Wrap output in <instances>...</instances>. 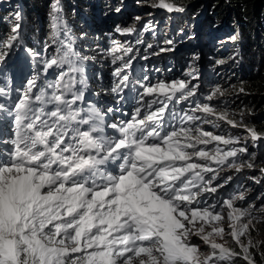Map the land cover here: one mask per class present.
Masks as SVG:
<instances>
[{"label":"snow or ice","instance_id":"obj_1","mask_svg":"<svg viewBox=\"0 0 264 264\" xmlns=\"http://www.w3.org/2000/svg\"><path fill=\"white\" fill-rule=\"evenodd\" d=\"M159 7L177 13L185 10L165 0H160ZM50 8L55 37L68 26L59 15V0ZM14 19L17 23L5 42L8 51L0 50V65L21 40L19 12ZM122 50L131 51L117 42L112 52ZM28 51L33 57L40 55ZM88 59L79 56L71 43L63 45L26 79L10 105L0 104V125L6 124L0 126V264H234L237 258L255 264L252 240H241L251 225V219L245 223L241 218L251 212L235 206L237 197L201 204L202 196L218 193L232 177L221 183L211 163L192 162L199 158L228 164L236 171L245 166L252 169V163L229 160L246 153V144L236 147L238 138L199 129L166 130L163 114L168 104L164 101L144 116L137 107L129 119L108 123L105 117L113 108L92 105L85 110L78 105L84 97L76 86L87 87L82 61ZM117 60L122 57L113 56L112 63ZM64 65L72 75L61 72L58 80L38 86L41 72ZM130 67L125 61L115 68L112 75L118 80L112 93L119 95L128 88L130 77L125 70ZM142 87L141 100L156 93L167 101L187 100L196 92L183 80ZM218 93L219 89L207 99L212 101ZM8 95L7 88L0 87V97ZM157 103L153 99L144 106L151 110ZM194 111L216 113L208 104L197 105ZM227 117L226 111L220 113V119ZM227 123L235 126L232 119ZM248 132L253 141L264 139L254 128ZM212 142L231 147L225 151L217 146L211 153L198 147ZM205 173L212 175L206 178ZM238 198L245 199L242 194ZM225 207L233 221L230 236L239 251L214 239L224 235V228L213 221L223 219ZM209 226L211 230L206 231ZM192 237L210 245L211 254L202 259Z\"/></svg>","mask_w":264,"mask_h":264},{"label":"rangeland","instance_id":"obj_2","mask_svg":"<svg viewBox=\"0 0 264 264\" xmlns=\"http://www.w3.org/2000/svg\"><path fill=\"white\" fill-rule=\"evenodd\" d=\"M51 2H53V0H50V3ZM157 2H160V0H157ZM138 3H145V0H140ZM134 5L136 4H132L131 0H127L124 6L121 5L119 7V11L116 10V15L118 13L120 15L119 19L117 18L118 16H114L113 19L111 18L112 20L116 18L117 19L109 29H103L101 26L97 25L95 26V29H97L95 31L97 32L92 31L90 28L83 29L81 31V34L90 40L84 43L79 42L82 43V47L80 49H74V51L76 53L81 52L82 54H79V56L88 57L90 59H88L89 65L86 68L85 75H83L86 78L87 87H83L79 84L76 86L77 88H82L84 97L83 101L78 102L79 107L84 108L85 110L91 108L92 105L97 106V108L101 110L111 107L114 109V111L107 113L105 117L108 123H119L123 120H127L134 115L135 109L138 106L130 103V100H122L123 98L127 100L129 99V96L133 90L132 88H134V85L136 84L139 88L135 90V100L140 97V101H143L144 105L148 100L151 101L156 99L158 101L157 104L152 106L151 110L145 107L146 111H141V116L148 114L150 111H156V109L160 106L159 101H164L168 104V107L163 114V124L166 130H178L180 128V124L184 122H187L188 124L197 123L196 129H199L200 131H208L213 135H222L225 138H232L234 140L238 138L240 143L234 145L236 147H243L246 144L247 149L261 148L262 142L264 143V139L253 141L246 125L254 124L255 126H261L264 123V119L261 121H254L252 120L253 118H249L248 115L240 116L235 114L236 112L241 113V111L235 110L236 103L234 100H232V98H230L231 100H228V97L236 92L233 90L235 84L234 81L225 82L223 85H218L222 86L223 90H220V93H218L212 101L207 99L209 95L216 93L213 88L216 87V84L221 82L219 80H227L228 78H224L225 74L222 73L223 71L216 67L218 63V55H216L214 52L216 50L206 52V46L204 45L206 43H203L200 39L197 40V38L200 36V34L197 33V31L201 29L200 21L197 22L198 27H195L192 38L190 39L187 37L185 40H182L178 34H175V36H170V28L172 25L169 26L171 14H168V17H166L163 22V27L166 29L163 30V36L159 37L157 29L159 24H162V22L155 20L153 21L152 18H154L156 15L154 13L155 10L150 9L144 13H136L134 11ZM16 13L17 12L14 13L13 17ZM125 13H131L132 19H128V17L126 18L124 16ZM148 16L153 17L149 18ZM145 17L148 18L144 19ZM22 19L24 20L23 17ZM22 19L19 21L20 24L22 23ZM130 22H132L131 27H137V24L141 23V33L135 39L131 38L130 36H124L125 32H123V29L128 28ZM191 24L194 25L193 23ZM67 26V31L61 29L60 35L57 36L59 41L63 42V38H68L70 40V37L65 36L71 29H73V27H71L69 24H67ZM116 28H120L122 31L117 32ZM147 29L153 30L155 35V47L154 50L151 51L153 55L148 53L150 50V42L149 40H146ZM22 31L23 26L21 27L20 32L21 40L15 44L4 64L0 65V87L7 88L9 95L6 98L8 100L11 99L12 93L18 95V90L23 88L26 79L29 76L35 74V72L40 71L43 68L42 61L45 60V56L39 55L38 57H33L29 54L27 46L24 43L25 40L22 39ZM85 32L88 33L85 34ZM9 35H11V33ZM192 39L197 40L195 41L196 44H192ZM229 39H231V37H229L228 40ZM117 42L121 46V49L130 48L131 51L122 50L113 53L112 49ZM67 44L69 43L63 42V45ZM174 44H176V48H173ZM192 48H195L196 51L191 50ZM5 50H7L6 47ZM169 50H172L173 52H169ZM154 54L156 56H154ZM113 56L122 57V60H117L116 63H112ZM149 59H152L153 61L168 59L167 67L162 68L156 66L153 69H150L147 64H143ZM195 60L197 62H195ZM125 61L131 63V67L125 70L130 77L129 86L128 88L124 89L123 93L125 96L122 99L119 98L117 100H111L110 95L114 93H112L111 90L108 91L106 88L96 87V82H99L98 84L100 87H108V85L112 87L118 80V78L112 75V73L117 66ZM142 64L143 66H141ZM194 64H197L198 66L197 71H193L192 69ZM55 67V69H47L46 74L41 72V78L38 81V86H45L46 84L51 83L53 80H58V74L61 72L72 75V73L69 71L68 65H64L62 68L57 66ZM149 70H152L159 75L152 76ZM187 73H191V75H187ZM208 75L211 76V80L207 78ZM213 76L217 77V79L212 80ZM65 78L67 79V76ZM77 79H79V74H77ZM178 80L185 81L189 87L194 86L196 88L195 94L192 97H189L187 100L174 98L171 101H167L163 95L156 93L152 96H144L143 100H141V93L144 91L142 85L155 86L158 82L171 84L172 82ZM141 81L145 82L141 83ZM129 88L131 90L130 92L128 90ZM52 90L53 89L50 88L47 89L49 93H51ZM179 96L180 93H177V97ZM16 97L17 96H15V98ZM122 102H126L128 107H123ZM203 104H208L209 107L216 109L215 115H209L201 111H194L197 105L202 107ZM237 106H241V108L243 106L244 108L248 106V112L251 113V110L253 109L255 116L260 114V111H262V108L264 107V105H254L251 103V99H249V103L239 101L237 102ZM219 110L229 113V115L232 117L228 116L227 119H232L235 122V126L228 124L227 119H220L219 116L222 111ZM186 115L195 116L197 119L194 121H187L184 119ZM207 120H211L213 123H206L205 121ZM0 126L6 127V124ZM83 127L86 128L87 126L85 125ZM196 129L193 131L195 132ZM217 146L225 151L229 150L231 147L225 146L222 143L218 144L217 142H212L208 145H198L199 148L209 151L210 153L213 152ZM189 151H191V149H189ZM247 153L250 154V150H248L246 153H238L237 157H230L229 160L235 161L238 164L244 163L246 165L247 163H252L254 165V162L247 159L249 156L245 158L240 157L241 155ZM192 162H198L202 164L211 163V166L215 169V173L219 177V182L221 183L224 182L225 177H232L230 182L225 183L224 186L218 190V193L205 194L202 196L201 199H207V201L201 200V203L212 204L217 203V200H223L229 197H237L235 200V206L241 209L247 208L252 214L251 216L241 218L242 222L245 223L251 219L249 232L247 236H242L241 240H243L244 243H247L248 239L250 238L253 242L254 238L256 237V227L264 220V191L258 190L257 186L253 185L250 180H255L256 177L259 176L258 174H262L263 172L256 171L257 168L255 165L252 169H249L245 166L241 171H236L228 164L217 165L215 162L201 161L199 158H194ZM204 175L207 178L212 174L205 173ZM241 194L245 197V199L238 198ZM229 211L230 210L225 207L224 212L222 213L223 219L220 221H213V224H215L217 227H222L225 230L222 238L214 237V239L217 243L223 244L230 250L236 248L239 249V246L236 244L235 240L230 236L231 224L233 221L229 218ZM210 230L211 226L206 229V231ZM192 239L195 240L199 245L202 259L205 256L211 254L212 250L210 245L205 244L199 237H192Z\"/></svg>","mask_w":264,"mask_h":264},{"label":"trees","instance_id":"obj_3","mask_svg":"<svg viewBox=\"0 0 264 264\" xmlns=\"http://www.w3.org/2000/svg\"><path fill=\"white\" fill-rule=\"evenodd\" d=\"M131 1L132 4H136L134 5L136 13H144L150 9H154L156 15L152 18L153 21L162 22V24L164 19L168 17V14H171L169 23V26L172 25L170 36L178 34L182 40H185L187 37L192 38L195 27H198L197 22L200 21L201 29L197 31L200 36L197 40L200 39L203 43H206L204 44L206 52L216 50L214 51L218 55L216 67L223 71L222 73L225 74L224 78H228L227 80H219L221 82L216 84V87L213 89L215 91L217 89L223 90V87L218 85L234 81L233 90L236 92L228 97V100L232 98L236 103L235 110L241 111V113L236 112L235 114L240 116L248 115L254 121L264 119V107L260 111V114L255 116L253 109L251 113L248 112V106L245 108L244 106L242 108L241 106H237V102L244 101L245 103H249V99L256 106L264 105V0H165L166 3L183 7L185 10L181 13L169 12L167 9L160 8V2H157V0H145V3L140 4L138 3L140 0ZM55 2L56 0H53L51 3L50 0H0V50L5 52L8 50H5V42L10 36L12 27L17 23L13 17L15 12H19L24 18L21 23L23 26L22 39L25 40L24 43L27 49L45 56L44 59H50L62 50L63 42L71 43L73 49H80L82 43L89 41L90 39L81 34L83 29L90 28L92 31L97 32L95 31L97 30L95 29L97 25L103 29L111 28L120 16L119 13L116 15V10L119 11V7L121 5L124 6L127 0H59V5L62 9L60 13L62 21L73 27L65 36L70 37V40L63 38V42L53 35L54 29H52L50 5ZM114 16L118 17L112 20ZM124 16L132 19L131 13H125ZM148 17L151 18L153 16ZM131 24L132 22H130L128 28L134 29L133 33H125L124 36H130L135 39L141 33V23H138L137 27H131ZM162 24H159L157 29L159 37L163 36V30L166 29L163 27L164 24ZM87 33L85 32V34ZM229 37L231 39L228 40ZM232 37H235V40ZM146 40L150 42L148 53L153 55L151 52L155 47L153 30H146ZM192 40V44H196L195 41L197 40ZM173 48H176V44H174ZM191 50L196 51L195 48ZM169 52L173 51L169 50ZM78 54L82 53L78 52ZM154 56L156 55L154 54ZM167 61L168 59L160 61L149 59L143 64H147L150 69L156 66L166 68ZM88 62V60L82 61L84 68L83 75H85L86 68L89 65ZM195 62L197 61L195 60ZM197 67V64H194L193 71H197ZM53 68L55 69L56 67L53 66L50 69ZM149 72L152 76L159 75L152 70H149ZM207 78L211 80L210 75ZM212 78V80L217 79L215 76ZM144 82L141 81V83ZM98 83L96 82V87L106 88L108 91L111 90L110 85L108 87H100ZM138 88V85L135 84L128 100L123 98L125 96L124 91L119 95L110 93V98L111 100L119 98H123L122 101L130 100V103L140 107L141 111H146L143 101H140V97L135 100V90ZM128 90L129 92L131 91L130 88ZM15 96L17 94L12 93L10 100L6 98L7 96L0 97V104L10 105L15 100ZM122 105L123 107L127 106L126 102H122ZM219 111L223 112V110ZM228 116L232 117L229 113ZM180 127L194 130L197 128V123L188 124L184 122L180 124ZM246 127L248 129L254 128L257 133L264 134V123L261 126L248 124ZM248 150H250V154L247 153L240 157L245 158L249 156L247 159L254 162L257 168L256 171L264 169V143L262 142L261 148H248ZM258 175L255 180H248L253 185H256L258 190L264 191V172ZM257 180L260 182L257 183ZM256 229V237L253 240L254 247L251 251L255 264H264V220L258 224ZM235 250L239 251L237 248ZM219 264H227V262H220ZM234 264H245V262L237 258Z\"/></svg>","mask_w":264,"mask_h":264},{"label":"bare ground","instance_id":"obj_4","mask_svg":"<svg viewBox=\"0 0 264 264\" xmlns=\"http://www.w3.org/2000/svg\"><path fill=\"white\" fill-rule=\"evenodd\" d=\"M102 99V98H101ZM97 107V106H96ZM202 200V199H201ZM202 201H207V199H205V200H202ZM201 204H204V203H201ZM202 223V222H201Z\"/></svg>","mask_w":264,"mask_h":264}]
</instances>
